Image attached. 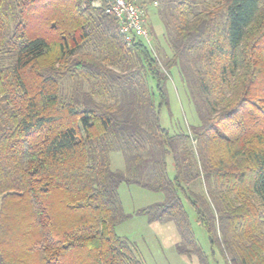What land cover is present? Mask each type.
<instances>
[{"label":"trees","instance_id":"trees-1","mask_svg":"<svg viewBox=\"0 0 264 264\" xmlns=\"http://www.w3.org/2000/svg\"><path fill=\"white\" fill-rule=\"evenodd\" d=\"M150 1L165 59L105 0H0V264H144L116 232L123 182L164 193L140 213L179 253L208 264L188 203L225 264H264V0ZM173 68L200 123L172 133Z\"/></svg>","mask_w":264,"mask_h":264},{"label":"rangeland","instance_id":"rangeland-1","mask_svg":"<svg viewBox=\"0 0 264 264\" xmlns=\"http://www.w3.org/2000/svg\"><path fill=\"white\" fill-rule=\"evenodd\" d=\"M147 14L148 29L152 31L151 47L157 55L164 59L171 56V51L164 37L165 28L157 13L155 4L150 0H138ZM169 106L161 108V123L170 132L187 131L190 126H196L200 119L195 106L189 97L177 68L171 70L167 82ZM113 170H125L124 155L119 150L111 153ZM168 172L173 175V163L168 159ZM119 198L124 213L127 215L116 226L118 235L127 239L136 257L144 264H202L196 255L179 253L177 245L182 244L181 236L174 222L169 220L150 221L149 216L140 210L165 200L161 191H153L137 184L123 182L118 189ZM186 203V202H185ZM194 237L201 250L207 256L208 264H225L217 248H212L206 229L197 222L194 209L185 204Z\"/></svg>","mask_w":264,"mask_h":264},{"label":"built area","instance_id":"built-area-1","mask_svg":"<svg viewBox=\"0 0 264 264\" xmlns=\"http://www.w3.org/2000/svg\"><path fill=\"white\" fill-rule=\"evenodd\" d=\"M105 3L106 12L118 20L120 32L127 44L140 38L151 45L147 14L138 0H105Z\"/></svg>","mask_w":264,"mask_h":264}]
</instances>
